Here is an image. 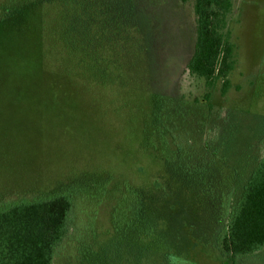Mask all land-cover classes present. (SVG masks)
Wrapping results in <instances>:
<instances>
[{"label": "rangeland", "instance_id": "1", "mask_svg": "<svg viewBox=\"0 0 264 264\" xmlns=\"http://www.w3.org/2000/svg\"><path fill=\"white\" fill-rule=\"evenodd\" d=\"M227 29L222 92L188 71L194 0H0V203L72 195L52 264H264L218 248L264 154V0Z\"/></svg>", "mask_w": 264, "mask_h": 264}, {"label": "trees", "instance_id": "2", "mask_svg": "<svg viewBox=\"0 0 264 264\" xmlns=\"http://www.w3.org/2000/svg\"><path fill=\"white\" fill-rule=\"evenodd\" d=\"M233 1L194 0L196 42L188 71L201 78L208 89L221 81L222 92L229 86L228 75L235 64L234 45L227 29ZM85 26L82 32H76L77 36L84 35V40L82 37L77 39L81 41L85 72L92 80L103 83L106 60L99 52L91 56ZM88 63H94V75ZM38 71L41 77L40 68ZM35 73L38 77L36 70ZM72 198L65 191L0 203V264H52L70 230ZM218 248L226 262L252 256L264 248V154L219 234Z\"/></svg>", "mask_w": 264, "mask_h": 264}, {"label": "crops", "instance_id": "3", "mask_svg": "<svg viewBox=\"0 0 264 264\" xmlns=\"http://www.w3.org/2000/svg\"><path fill=\"white\" fill-rule=\"evenodd\" d=\"M245 257H249V256H245Z\"/></svg>", "mask_w": 264, "mask_h": 264}]
</instances>
